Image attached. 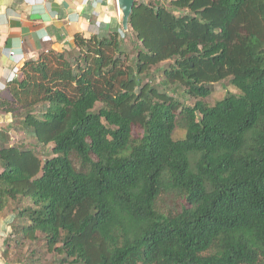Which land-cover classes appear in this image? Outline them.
Wrapping results in <instances>:
<instances>
[{"label": "trees", "instance_id": "obj_1", "mask_svg": "<svg viewBox=\"0 0 264 264\" xmlns=\"http://www.w3.org/2000/svg\"><path fill=\"white\" fill-rule=\"evenodd\" d=\"M168 3L134 1L132 64L118 30L76 34V56L41 52L8 82L0 110L53 144L42 160L0 130L15 243L40 233L59 264H264V0ZM165 61L162 81L144 79ZM226 78L239 93L213 105L168 92L205 98ZM163 193L180 198L176 213L157 208Z\"/></svg>", "mask_w": 264, "mask_h": 264}, {"label": "crops", "instance_id": "obj_2", "mask_svg": "<svg viewBox=\"0 0 264 264\" xmlns=\"http://www.w3.org/2000/svg\"><path fill=\"white\" fill-rule=\"evenodd\" d=\"M115 29L121 30L116 0H0V95L24 61L50 49L73 48L76 34L102 37ZM1 129L10 140L16 134L12 115L0 110ZM12 221L11 212L0 214V264H10L3 251Z\"/></svg>", "mask_w": 264, "mask_h": 264}, {"label": "rangeland", "instance_id": "obj_3", "mask_svg": "<svg viewBox=\"0 0 264 264\" xmlns=\"http://www.w3.org/2000/svg\"><path fill=\"white\" fill-rule=\"evenodd\" d=\"M147 1V0H146ZM164 5L168 6V0H156ZM127 32V31H126ZM121 36L125 33L124 31H121ZM131 35H127L122 37V44L121 49L123 50V54L126 57L125 61L127 64H132L133 59L136 54V49L133 44ZM55 52H62L65 51V58L68 60L74 56L77 55V50L74 48L71 49H64V50H54ZM169 62V61H168ZM167 61L162 62L154 67L151 68L150 72L145 76V80L152 79V82H159L164 79V75L162 73V69L167 66ZM55 66V62L53 63ZM230 78H226L224 80H221L219 82H216L212 86L211 93L205 97V98H194L191 96L185 86H176L174 84L169 85L168 92L173 95L176 99H178L180 102L186 105H193L196 100H202L207 105H213L217 100H220L228 93H235L238 94L239 90H237L231 83L229 82ZM101 106V103L96 104V108H99ZM40 110V107L35 109V111ZM37 115L40 113L37 112ZM14 122L13 124L18 126L20 123V120L22 119V113H18L16 116H14ZM173 138L174 139H181L184 136V130L176 127L173 131ZM12 144L18 145L20 142L23 145L33 147V149L36 151V153L39 155V157L44 160L45 158L51 157L52 152L51 148L53 146L52 143H49L47 145H42L40 143H37L35 139L31 137H27L25 133L22 131H17L16 134L12 135V138L10 140ZM20 145V144H19ZM72 160H76L73 156H71ZM76 166H78L75 163ZM30 200L22 201H15L11 202L8 206V210H11L12 207H24L25 205H29ZM180 205V198L175 196L173 193H163L159 196L157 200V208L165 213V214H174L179 210ZM24 221V220H22ZM19 238V236H17ZM6 247V253L5 258L7 259V262L10 264H59V258L60 256L58 254H55L53 252H48L45 240L43 239L42 235L38 233V238L36 240H23L21 243H15L14 238H9V241L7 244L4 245Z\"/></svg>", "mask_w": 264, "mask_h": 264}, {"label": "water", "instance_id": "obj_4", "mask_svg": "<svg viewBox=\"0 0 264 264\" xmlns=\"http://www.w3.org/2000/svg\"><path fill=\"white\" fill-rule=\"evenodd\" d=\"M135 0H116L118 12L121 16V31H128L129 29V16Z\"/></svg>", "mask_w": 264, "mask_h": 264}, {"label": "built area", "instance_id": "obj_5", "mask_svg": "<svg viewBox=\"0 0 264 264\" xmlns=\"http://www.w3.org/2000/svg\"><path fill=\"white\" fill-rule=\"evenodd\" d=\"M7 55H8V56H12V55H13V51H11V50L8 51V52H7Z\"/></svg>", "mask_w": 264, "mask_h": 264}, {"label": "clouds", "instance_id": "obj_6", "mask_svg": "<svg viewBox=\"0 0 264 264\" xmlns=\"http://www.w3.org/2000/svg\"><path fill=\"white\" fill-rule=\"evenodd\" d=\"M103 19L105 20V22H107V20H108V18H107V17H104Z\"/></svg>", "mask_w": 264, "mask_h": 264}]
</instances>
